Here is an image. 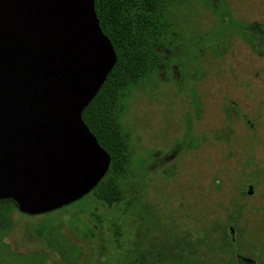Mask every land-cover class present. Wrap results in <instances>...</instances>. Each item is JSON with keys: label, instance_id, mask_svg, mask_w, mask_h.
Listing matches in <instances>:
<instances>
[{"label": "rangeland", "instance_id": "rangeland-1", "mask_svg": "<svg viewBox=\"0 0 264 264\" xmlns=\"http://www.w3.org/2000/svg\"><path fill=\"white\" fill-rule=\"evenodd\" d=\"M165 16L156 70L119 102L131 152L123 198L14 210L1 264H128L154 234L214 235L237 203L239 225L259 229L255 252L264 246V44L241 35L251 22L264 28V0H171Z\"/></svg>", "mask_w": 264, "mask_h": 264}, {"label": "water", "instance_id": "water-1", "mask_svg": "<svg viewBox=\"0 0 264 264\" xmlns=\"http://www.w3.org/2000/svg\"><path fill=\"white\" fill-rule=\"evenodd\" d=\"M115 61L94 0H0V200L42 214L103 177L110 156L81 113Z\"/></svg>", "mask_w": 264, "mask_h": 264}, {"label": "trees", "instance_id": "trees-1", "mask_svg": "<svg viewBox=\"0 0 264 264\" xmlns=\"http://www.w3.org/2000/svg\"><path fill=\"white\" fill-rule=\"evenodd\" d=\"M170 1L94 0L99 26L115 51L116 61L81 113L84 123L110 156L105 174L84 196L92 195L107 206H114L123 198L124 185L121 182L127 175L131 159L128 133L119 120V102L124 89L143 81L147 74L156 70V62L161 59L162 37L169 27L165 6ZM242 31L244 33L241 35L247 37L250 48L256 49L260 42L264 44L263 25L255 26L251 22ZM243 209L244 206L237 203L227 213L225 224L216 218L212 227L215 236L207 231L190 240L186 238L187 233L181 237L173 233L172 240L168 234L166 238L153 243L159 238L154 234L150 239L152 247L142 251L139 258H134L128 264H258L260 261L264 264V246L255 252L257 247L253 243L259 229L254 227L249 231L238 223ZM14 210L18 209L13 200H0L1 241L12 228ZM98 219L101 220L99 216ZM229 227L233 229L232 235ZM163 232L166 229L161 228L162 235ZM115 235H119V231L116 230ZM158 244L160 248L155 247ZM241 247L247 251H241ZM2 252L0 246V264L4 261ZM77 253L76 249L73 255L77 256ZM237 254L257 260L247 263Z\"/></svg>", "mask_w": 264, "mask_h": 264}, {"label": "flooded vegetation", "instance_id": "flooded-vegetation-1", "mask_svg": "<svg viewBox=\"0 0 264 264\" xmlns=\"http://www.w3.org/2000/svg\"><path fill=\"white\" fill-rule=\"evenodd\" d=\"M247 189H248V186H247ZM238 256H241V255H238ZM247 257H248V256H247ZM248 258H250V259L256 261V260H255L254 258H252V257H248Z\"/></svg>", "mask_w": 264, "mask_h": 264}]
</instances>
